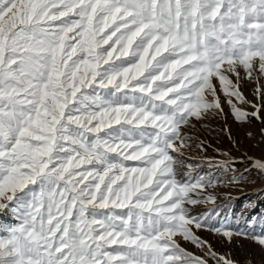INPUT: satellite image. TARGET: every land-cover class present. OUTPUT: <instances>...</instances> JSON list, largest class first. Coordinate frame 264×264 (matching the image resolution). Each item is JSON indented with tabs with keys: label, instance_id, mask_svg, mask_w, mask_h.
Listing matches in <instances>:
<instances>
[{
	"label": "snow or ice",
	"instance_id": "6c2138e0",
	"mask_svg": "<svg viewBox=\"0 0 264 264\" xmlns=\"http://www.w3.org/2000/svg\"><path fill=\"white\" fill-rule=\"evenodd\" d=\"M262 81L264 0H0V264H239L200 230L264 249V218L192 214L214 179L182 159L194 120L264 123Z\"/></svg>",
	"mask_w": 264,
	"mask_h": 264
},
{
	"label": "rangeland",
	"instance_id": "374dc122",
	"mask_svg": "<svg viewBox=\"0 0 264 264\" xmlns=\"http://www.w3.org/2000/svg\"><path fill=\"white\" fill-rule=\"evenodd\" d=\"M255 88L253 82L243 85L245 96L253 101H256L253 94ZM225 111H228L227 107ZM193 124L194 128L186 130L192 137L189 141L191 147L183 152L182 159L185 165H193L195 174L214 179L207 193L216 199L214 205L202 203L189 206L192 214L198 217L215 208L221 214L220 219L226 218V222L234 229L249 228L248 218L254 217L255 231L259 233L264 218V173L257 171L248 157L264 158V133L261 132L264 123L253 119L250 123L241 124L229 114L226 121L223 117H209L204 121L194 120ZM226 128L230 130L231 139ZM201 144L203 147L199 146ZM188 170L187 167L181 169ZM241 176L243 179L233 182L234 177ZM15 222L11 213H0V223ZM197 235L210 242L217 252H230L239 264H247L248 261L251 264H264V249L251 239L237 237L229 244L224 238L207 230L197 231ZM180 243L186 250L201 255L200 250L190 242L180 239Z\"/></svg>",
	"mask_w": 264,
	"mask_h": 264
}]
</instances>
